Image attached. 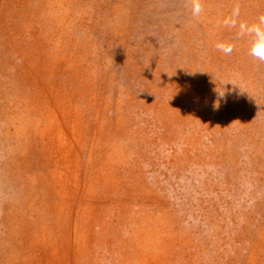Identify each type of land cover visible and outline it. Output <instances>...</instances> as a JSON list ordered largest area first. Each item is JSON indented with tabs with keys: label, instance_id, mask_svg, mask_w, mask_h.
<instances>
[{
	"label": "rangeland",
	"instance_id": "1",
	"mask_svg": "<svg viewBox=\"0 0 264 264\" xmlns=\"http://www.w3.org/2000/svg\"><path fill=\"white\" fill-rule=\"evenodd\" d=\"M256 29L264 0H0V264H264Z\"/></svg>",
	"mask_w": 264,
	"mask_h": 264
},
{
	"label": "clouds",
	"instance_id": "2",
	"mask_svg": "<svg viewBox=\"0 0 264 264\" xmlns=\"http://www.w3.org/2000/svg\"><path fill=\"white\" fill-rule=\"evenodd\" d=\"M195 11L198 13L200 8L197 7ZM218 47L226 53L231 51L230 48H225L223 45H218ZM249 54L253 58L264 62V32H261L259 29H256V39L250 48Z\"/></svg>",
	"mask_w": 264,
	"mask_h": 264
}]
</instances>
